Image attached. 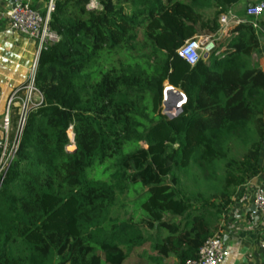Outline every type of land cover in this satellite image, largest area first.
I'll use <instances>...</instances> for the list:
<instances>
[{"label": "trees", "instance_id": "obj_1", "mask_svg": "<svg viewBox=\"0 0 264 264\" xmlns=\"http://www.w3.org/2000/svg\"><path fill=\"white\" fill-rule=\"evenodd\" d=\"M97 1L100 10L53 0L59 40L41 51L34 80L43 100L28 112L0 189V264H124L149 241L157 254L142 252L139 264L171 255L185 264L260 170L264 70L252 23L194 66L178 54L202 31L217 33L240 0H131L130 13L120 4L129 0ZM166 85L187 97L174 116L163 112ZM114 156L109 180L85 177ZM137 183L147 188L142 218L113 221L119 194Z\"/></svg>", "mask_w": 264, "mask_h": 264}, {"label": "crops", "instance_id": "obj_2", "mask_svg": "<svg viewBox=\"0 0 264 264\" xmlns=\"http://www.w3.org/2000/svg\"><path fill=\"white\" fill-rule=\"evenodd\" d=\"M16 0H0V112L5 109L12 93L30 79L37 43L17 31L10 29L9 20L4 13ZM35 7L45 4L44 0H23ZM261 0H245L230 10L237 11ZM46 6V4H45ZM234 29V28H233ZM222 29L216 43L223 53L232 30ZM253 60L264 70V44L261 52L253 55ZM39 95V100L41 95ZM259 172L240 186L233 204L222 221L227 257L223 264H264V211L257 210L254 199L258 193L264 194V149L259 161Z\"/></svg>", "mask_w": 264, "mask_h": 264}, {"label": "built area", "instance_id": "obj_3", "mask_svg": "<svg viewBox=\"0 0 264 264\" xmlns=\"http://www.w3.org/2000/svg\"><path fill=\"white\" fill-rule=\"evenodd\" d=\"M94 1V0H90ZM53 9V0H51L49 10L43 14L38 9L32 7L31 3L16 0L14 4L4 13L9 20L10 29L17 31L20 34L34 40L37 43L34 63L30 75L31 82L21 85L10 96L8 106L0 125V189L7 172L14 162L19 148L20 139L24 130L27 115L29 110L42 103L43 96L34 85L35 74L38 66V60L43 49L48 45L59 40L58 34L53 31L50 25V14ZM264 14V0L250 4L246 8V16L251 19L253 27L259 29L258 19ZM221 29L228 30V27L237 26L240 23L247 22L244 19L238 18L233 12L223 13L219 19ZM214 46L211 37L195 36L185 42L178 50L180 57L185 59L190 65L194 66L202 57H205L209 45ZM171 86L166 85L164 89V106L167 99V92ZM24 92V98L20 97L19 93ZM180 96L177 101V108L182 107L187 101L186 95L179 90ZM38 93L41 99L34 103L32 101L33 94ZM21 100V109L16 128L12 130L13 117L11 115V106L16 100ZM165 112V111H164ZM254 205L257 210L264 211V194L258 193L254 199ZM264 247V243L262 244ZM227 257V249L225 246L224 235L221 231L208 237L199 249L197 258L190 259L185 264H223Z\"/></svg>", "mask_w": 264, "mask_h": 264}, {"label": "rangeland", "instance_id": "obj_4", "mask_svg": "<svg viewBox=\"0 0 264 264\" xmlns=\"http://www.w3.org/2000/svg\"><path fill=\"white\" fill-rule=\"evenodd\" d=\"M245 0H240V3H243ZM88 5L87 7L89 8H95L97 10L102 9V5H100L98 3L97 0L94 1H90L88 0ZM51 0L49 3L43 4L40 7H35L36 9H38L41 13L45 14L48 12L49 10V6H50ZM123 5V7L125 8L126 12H131L132 10V3L131 0L127 1V2H122L120 3ZM249 5L246 3L245 5H243L242 8H240V10H233V13L241 19H244L246 21H251V19L249 17L246 16V8ZM215 9H210L206 12V16H211L213 15ZM231 11V10H230ZM258 23H259V29H257V33L260 37V41H261V45L264 44V14L258 19ZM235 26L231 25L228 27V30L233 29ZM222 29H220L217 33L214 34H207L205 31H202L200 35L198 36H205L208 35L211 37V41L215 43H217L220 40V37H218L220 31ZM138 49H140L141 47V43L143 42V32H139V39H138ZM138 51L134 52L135 55H137ZM142 52L146 53L147 49L142 50ZM259 55V54H258ZM114 59H119V58H125V54L123 52L122 55H113ZM31 82V80L29 79L27 81V84H29ZM22 98H24V96H20ZM32 101L34 103H37L39 101V95L38 93L33 94L32 97ZM8 106V102L5 105V109L3 112H0V125L2 123L4 114L6 112ZM21 100L18 99L15 101V103L11 106V115L13 117V120L16 119V117H18L19 115V110L21 109ZM167 108L165 106H163V112L166 111ZM12 130L14 133V123H12ZM0 132H1V128H0ZM69 135L71 138V144L68 145V149H74L75 147V141H74V132L73 129L71 128L69 130ZM142 145H145L144 142H141ZM118 169V163L116 160V157H112V158H107L105 159L103 162L99 159H97L95 161V163L87 169L86 172V178L89 179H95V180H101V181H107L110 179L111 175L113 173H115ZM198 169V168H197ZM183 178V182H187V184L189 185L190 189L188 191H190V193L192 191H194V189L196 188V186H194L192 184V181L188 182L187 180H185L184 177ZM183 187H185L183 185ZM203 188V187H202ZM205 189V188H204ZM147 190V188H144L140 183H137L135 185H132L129 187V189L127 191H125L124 193H120L119 194V198H118V202L116 207L113 209L112 212V218L113 221L116 222H121L124 220H128V219H133L134 221L140 220L143 216V212L142 210L139 209L138 203H140L141 200H143L147 194V192H145ZM152 236L156 235L157 231H151L150 232ZM159 234L161 236H164L166 234V232L162 229L159 230ZM146 252L147 255L151 254V255H156L157 252L154 251V249H152V241H149L148 243H146L142 248L137 249L129 258L128 260L124 263V264H139L140 261H142V259L139 257L140 254L142 252ZM165 264H180L179 259L177 256L175 255H171L168 259L165 260Z\"/></svg>", "mask_w": 264, "mask_h": 264}, {"label": "water", "instance_id": "obj_5", "mask_svg": "<svg viewBox=\"0 0 264 264\" xmlns=\"http://www.w3.org/2000/svg\"><path fill=\"white\" fill-rule=\"evenodd\" d=\"M213 48V45H209L207 48V53L205 54V58L208 57L210 50ZM180 96V92L178 89H175L171 86L169 91L167 92V99L165 101V105L167 110L165 113L169 116H174L176 115L179 111L180 108H177L176 104L178 101V97Z\"/></svg>", "mask_w": 264, "mask_h": 264}]
</instances>
